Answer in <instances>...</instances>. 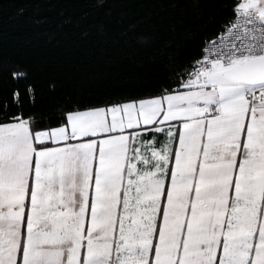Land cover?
<instances>
[{
  "label": "snow or ice",
  "instance_id": "snow-or-ice-1",
  "mask_svg": "<svg viewBox=\"0 0 264 264\" xmlns=\"http://www.w3.org/2000/svg\"><path fill=\"white\" fill-rule=\"evenodd\" d=\"M210 2L147 88L0 102V264H264V0Z\"/></svg>",
  "mask_w": 264,
  "mask_h": 264
},
{
  "label": "trees",
  "instance_id": "trees-1",
  "mask_svg": "<svg viewBox=\"0 0 264 264\" xmlns=\"http://www.w3.org/2000/svg\"><path fill=\"white\" fill-rule=\"evenodd\" d=\"M0 102L51 114L70 97L151 85L169 52L191 59L227 10L210 0H0ZM26 73L14 79L12 71ZM34 88L29 96L27 86Z\"/></svg>",
  "mask_w": 264,
  "mask_h": 264
}]
</instances>
